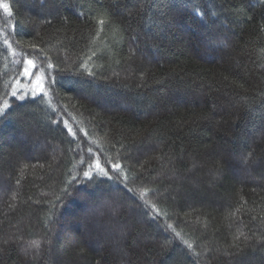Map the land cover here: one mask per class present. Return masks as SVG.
Listing matches in <instances>:
<instances>
[{
	"label": "trees",
	"instance_id": "obj_1",
	"mask_svg": "<svg viewBox=\"0 0 264 264\" xmlns=\"http://www.w3.org/2000/svg\"><path fill=\"white\" fill-rule=\"evenodd\" d=\"M5 101L0 264H264V0H0Z\"/></svg>",
	"mask_w": 264,
	"mask_h": 264
},
{
	"label": "rangeland",
	"instance_id": "obj_2",
	"mask_svg": "<svg viewBox=\"0 0 264 264\" xmlns=\"http://www.w3.org/2000/svg\"><path fill=\"white\" fill-rule=\"evenodd\" d=\"M23 61L22 66L20 67L21 70L15 76L14 82V90L19 93L21 96H29L33 97L40 93L44 94L48 84H47V76L44 71L36 68H31V75H24V68L28 67ZM11 63L14 64V61L11 59ZM37 75L42 78L40 83L37 82ZM42 84V87H41ZM35 92V95L33 93Z\"/></svg>",
	"mask_w": 264,
	"mask_h": 264
},
{
	"label": "snow or ice",
	"instance_id": "obj_3",
	"mask_svg": "<svg viewBox=\"0 0 264 264\" xmlns=\"http://www.w3.org/2000/svg\"><path fill=\"white\" fill-rule=\"evenodd\" d=\"M2 6H3L4 11L5 12H8L9 15H11V13L9 11L8 4H3ZM100 23L102 24L103 23V20H101ZM4 43L5 44H8V41L5 40ZM9 47H11V46L9 45ZM24 63L28 66V67H25L24 68V75H31L32 73H31L30 69L36 67L35 63L32 60H26ZM49 67H51V65H49ZM36 79H37V82L38 83H40L42 81V78L39 75H37ZM41 87H42V84H41ZM11 95L14 96V97H16L17 96V92L14 90V91L11 92ZM33 95H35V92L33 93ZM45 95H47V93H45ZM18 98L19 99H23L22 96H20ZM7 108H8V102L5 101L4 104H3V106L0 107V116H3V115H6L7 114L6 111H5ZM96 168L99 169V174L104 175V176H108V172H106L103 168H101L99 164L96 165ZM113 168L114 169H119L120 168V165L119 164H115V165H113ZM84 175L86 177H88V176H90V172H85ZM109 178L111 179V177H109ZM143 196H144V193L142 192L141 193V198H143ZM169 227H171V225H169ZM177 235H179V233H177ZM185 243L187 244V247L189 249H191L193 247V245L191 243H188L187 241H185ZM36 247H39V246L36 245Z\"/></svg>",
	"mask_w": 264,
	"mask_h": 264
}]
</instances>
